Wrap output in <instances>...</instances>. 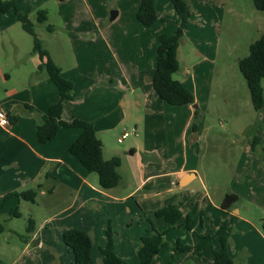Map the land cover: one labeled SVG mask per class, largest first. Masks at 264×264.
I'll return each instance as SVG.
<instances>
[{
  "label": "crops",
  "instance_id": "0c3cea01",
  "mask_svg": "<svg viewBox=\"0 0 264 264\" xmlns=\"http://www.w3.org/2000/svg\"><path fill=\"white\" fill-rule=\"evenodd\" d=\"M139 1L128 0V7L124 11L128 14L129 35L135 39L138 47L134 61L136 78L133 80L127 78V92L117 94L115 98L120 100L121 106L125 104L130 107L139 106L145 116L141 118L143 123L146 122V118L147 120L150 118L147 125L152 124L154 127L162 114V109L167 111L170 108L158 97L151 85L159 35H172L175 32L177 15L169 0H154L157 18L153 24L143 26L136 19ZM224 1L188 0L190 15L177 50L179 62L177 71L180 72L178 77L174 78L192 91L194 103L176 105L179 109L176 107L171 109L173 118L179 116L181 119L182 126L179 133L185 140V145L188 138L191 141L189 152L185 150L183 159L179 162L175 155H170L169 166L163 168L157 163L161 159L156 155L157 144L147 143L144 154L151 156L142 162V167L141 165L137 167L139 172L137 184L124 193L117 192V186L110 189L100 188L98 177L87 171L68 151L70 144L80 134L79 128L60 127L53 139L45 143L37 140V125L46 119L48 107L58 100L59 92L45 71L38 70L40 64L38 55L31 50H25V47L19 48L13 34L9 32L11 26L0 24V110L6 113L9 120L6 125L0 124V234L5 233V227L7 231L18 232L14 219L22 217V207L30 218L29 223L24 227L27 234L21 239L5 234L0 236V254L15 249L13 256L7 257L4 264H71L72 253L63 244L61 236L62 231L67 228L81 229L92 235L90 264L93 261L101 264L99 247L104 244V231L108 221L113 230L114 251L124 260L130 251L135 252L136 255L132 257L138 262V238L139 235L142 236L143 231L128 238L119 237L114 217L118 218L119 210L124 207L129 214L138 215L141 211L139 204L142 203L145 195L132 200L134 194H142V190L150 188L147 186L153 183L154 179L161 177L167 179L171 177L169 183L173 184L175 180L180 187L188 186L200 177L203 192L200 196L196 195L198 200L207 198L213 206L228 213L238 211L235 207L236 202L228 210L221 208L220 202L226 193H222L220 198H215L211 194L208 182L199 174L195 166L196 157L192 153L195 138H199L204 131L206 133V130L213 129L211 121L214 118L221 119L226 116L221 111L220 103L226 102V98L219 102L213 93L215 84L218 85V80H214V63ZM120 12L118 8L116 16ZM185 41L189 44L182 50ZM45 49L61 68L64 77L72 83H74L73 79L79 76L85 79L86 85L80 89L82 99L86 98V93L96 86L104 88L103 92L111 94L116 83L112 82L111 76L106 71L97 70L94 62L88 68L80 67L76 53L74 55L69 51L65 53L63 50ZM69 57L72 59L71 62H67ZM75 90L73 84L72 99L63 103L61 118L67 122L78 118L93 123L96 135L102 142L103 158L108 159L111 156L104 155L106 149L104 135L113 124L111 114L114 111L115 101L112 95V98L105 99L102 103L89 99L85 101L88 103L87 107L83 108L82 99L77 98ZM196 108L200 110L201 115L198 128L194 131L192 126ZM230 115L236 119V112ZM139 126L141 123L137 121L133 125L136 135ZM142 132L146 134L144 125ZM98 133H102L101 136ZM252 138L253 134L246 138L247 151L251 150ZM189 153H192V156H189ZM182 178H185L184 185L180 184ZM155 185H152L153 189L156 188ZM30 189L36 190L32 202L16 195ZM165 191L171 192L172 187L168 186ZM159 193L160 191L156 189L155 195ZM169 194L170 204L163 206L179 208L178 204L183 200V196ZM188 199L192 201L193 206L194 203L199 202L198 200L195 202L194 197ZM203 207L205 208V204ZM125 218L127 219V216ZM129 224L126 222V230ZM116 248L119 249L118 252Z\"/></svg>",
  "mask_w": 264,
  "mask_h": 264
},
{
  "label": "rangeland",
  "instance_id": "374dc122",
  "mask_svg": "<svg viewBox=\"0 0 264 264\" xmlns=\"http://www.w3.org/2000/svg\"><path fill=\"white\" fill-rule=\"evenodd\" d=\"M128 0H20L19 6L33 23L37 36L43 46L51 51L63 50L65 53H76L80 67H90L93 62L96 69L107 72L115 82L114 88L103 92L104 88L96 86L83 97L80 89L86 85L84 78L73 79L75 93L81 100V106L87 107L86 100L104 102L113 97L114 108L111 114L113 124L104 135L106 142L105 156L119 155L121 164L118 168L121 180L116 187L117 192L124 193L139 181L137 167H142V162L151 155L144 154L147 143L157 144L156 155L159 163L166 168L169 166V156L175 155L177 162L183 159L185 150L189 152L191 141L183 140L181 134V119L173 118L172 109L179 106L167 104V111H161V116L156 125L148 124L149 119L143 123L144 114L140 107L120 105L117 94L126 91L127 78H136L135 58L138 47L135 39L129 35L130 27L128 14L124 13ZM121 12L111 18V11ZM223 18L218 31V50L214 63V97L221 103V111L225 118H214L211 123L213 129L206 130L193 141L192 153L196 157L195 166L201 176L206 179L209 190L215 198H220L222 193L237 195L236 213L226 212L213 206L207 198L197 199L203 192L200 177L193 180L188 186L180 187L168 179L161 177L154 179L142 190V194H134L132 200L140 195H145L139 204L138 215L129 214L126 208L119 210L118 218L114 223L119 237L128 238L137 232L147 236L151 232V224L155 229L170 226L161 217H156L154 211L170 204V194H180L183 200L176 207L182 216L163 236V245L160 252L153 257L151 264H210L212 251L220 247V237L226 240L228 253L233 264H264V102L259 111L253 109L246 81L238 69L237 61L248 54V46L254 42L264 31V11L256 10L252 0H225ZM46 12V20L37 21L38 12ZM177 23V22H176ZM0 24L10 25L9 32L17 41L21 49H32V36L25 32L13 10L0 15ZM48 25L53 29L48 30ZM52 33H50V32ZM189 43L185 41L182 50ZM69 55V54H67ZM90 56V57H89ZM71 62V58H67ZM179 71L173 74L177 78ZM264 87V81L262 82ZM216 87V88H215ZM112 95V97H111ZM236 106V109H235ZM172 108V109H171ZM236 112V119L230 114ZM140 122L137 135L130 134L122 142L117 137L123 129L131 131L135 122ZM195 121H193V124ZM142 125L146 126V134L142 132ZM102 133H98L101 136ZM257 135L259 141L254 145V150H246L245 142L248 136ZM250 142V147H251ZM117 152V153H114ZM189 153V156H192ZM162 168V170H163ZM97 178V174L92 172ZM98 179V178H97ZM156 184L153 189L152 185ZM172 187L166 193L167 187ZM150 189V190H148ZM156 189L160 191L155 195ZM191 192H193L191 194ZM195 202L196 213L192 218L191 229L185 224V215L191 209L192 201ZM172 200V199H171ZM193 201V202H194ZM205 204V208L203 207ZM22 217L14 219L17 233L7 231L5 235L18 239L27 234L24 227L29 223V215L25 209ZM127 216V219L125 218ZM201 219V221H200ZM126 222L130 225L125 229ZM132 222V224H131ZM151 223V224H150ZM226 228L218 232L220 227ZM0 234V236L2 235ZM196 234H215L212 242L203 247L200 252L195 248L198 241ZM140 237L138 240L142 237ZM13 239V238H12ZM122 249L123 247L119 245ZM15 249L6 250L0 254V264L12 257ZM97 248L95 247V251ZM117 250V248H116ZM119 250V249H118ZM117 250V252H118ZM98 254V251H97ZM126 254V253H125ZM131 251L126 254L127 264H137ZM99 255V254H98ZM137 259V257H136ZM92 264H96L95 261Z\"/></svg>",
  "mask_w": 264,
  "mask_h": 264
},
{
  "label": "trees",
  "instance_id": "16d2710c",
  "mask_svg": "<svg viewBox=\"0 0 264 264\" xmlns=\"http://www.w3.org/2000/svg\"><path fill=\"white\" fill-rule=\"evenodd\" d=\"M20 0H0V14L13 10L22 29L32 36L31 52L38 55L40 64L38 70H44L49 79L56 85L58 100L48 107L46 119L37 125L36 137L39 142L45 143L56 136L60 127H77L80 129L79 136L70 144L68 151L74 155L89 172L97 174L98 185L102 189L116 187L121 174L118 168L121 164L119 155H113L104 159L102 155V142L96 135L93 123L74 118L67 122L62 120L61 114L63 103L72 99V81L64 77L61 68L52 60L49 52L43 47L41 39L37 36L32 21L24 13L20 6ZM176 15L177 28L172 35L160 34L157 46L154 72L151 77V85L158 97L170 105H185L194 103V95L181 81L175 79L173 74L179 68L177 50L184 35V30L190 15L188 0H169ZM256 10L264 11V0H252ZM157 13L154 0H140L136 12L137 21L143 26H149L155 22ZM46 20V12H38L37 21ZM48 30H52L48 25ZM238 69L246 81L253 109L259 111L264 102V31L248 46V54L237 61ZM201 112L195 109L193 130H197ZM9 121V120H8ZM259 141L257 135L253 136L251 150ZM16 195L27 201H34L36 190L30 189ZM238 200L236 194L226 193L220 202L224 210ZM196 213V207H192L185 215V224L191 229L192 218ZM156 217H161L170 226L163 229H155L151 224V232L139 239L137 248L138 263L151 264L153 257L160 252L163 245V236L172 228L182 216V213L172 206H164L154 211ZM222 225L218 232L225 229ZM105 241L99 247L101 264H127V262L114 251L113 230L110 221L104 231ZM62 242L72 253L71 264H90L92 235L77 228H67L61 233ZM198 241L195 248L198 252L210 244L215 234H196ZM220 247L212 251V262L210 264H233L226 245V240L220 237Z\"/></svg>",
  "mask_w": 264,
  "mask_h": 264
},
{
  "label": "built area",
  "instance_id": "2783aa9c",
  "mask_svg": "<svg viewBox=\"0 0 264 264\" xmlns=\"http://www.w3.org/2000/svg\"><path fill=\"white\" fill-rule=\"evenodd\" d=\"M8 117L6 113L2 110H0V124L1 125H6L8 124ZM130 134H136V130L133 128L130 132L127 131L126 129H123L120 133V135L117 138L118 142H122L126 137H128Z\"/></svg>",
  "mask_w": 264,
  "mask_h": 264
},
{
  "label": "water",
  "instance_id": "95a60500",
  "mask_svg": "<svg viewBox=\"0 0 264 264\" xmlns=\"http://www.w3.org/2000/svg\"><path fill=\"white\" fill-rule=\"evenodd\" d=\"M116 14H117L116 10L111 11V18L116 16ZM184 182H185V178H182L181 181H180V184L184 185Z\"/></svg>",
  "mask_w": 264,
  "mask_h": 264
}]
</instances>
